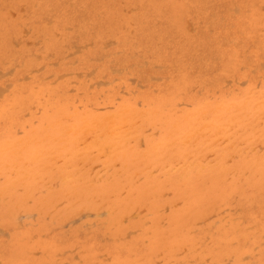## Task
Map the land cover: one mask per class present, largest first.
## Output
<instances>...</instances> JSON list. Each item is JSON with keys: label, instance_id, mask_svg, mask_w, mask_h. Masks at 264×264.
Segmentation results:
<instances>
[{"label": "rangeland", "instance_id": "374dc122", "mask_svg": "<svg viewBox=\"0 0 264 264\" xmlns=\"http://www.w3.org/2000/svg\"><path fill=\"white\" fill-rule=\"evenodd\" d=\"M0 75V264H264V0H0Z\"/></svg>", "mask_w": 264, "mask_h": 264}, {"label": "bare ground", "instance_id": "6f19581e", "mask_svg": "<svg viewBox=\"0 0 264 264\" xmlns=\"http://www.w3.org/2000/svg\"><path fill=\"white\" fill-rule=\"evenodd\" d=\"M21 9H22V8H21ZM235 9H236V8H235ZM20 11H21V10H20ZM234 12H235V10H234ZM235 13H236V12H235ZM12 17H13V15H12ZM187 23H188V22H187ZM187 27H188V24H187ZM188 28H189V27H188ZM188 28H186V29L188 30ZM189 31H190V30H189ZM23 33H24V32H23ZM130 33H131V32H130ZM57 36H58V35H57ZM113 44H114V43H113ZM14 45H15V47H16V44H14ZM34 45H35V44H34ZM105 45H106V46L103 45L104 48L108 47L107 44H105ZM108 45H109V44H108ZM85 48H86V47H85ZM78 51H79V50H78ZM78 51H77V52H78ZM39 58H40V57H37L38 60H39ZM97 61H98V60H97ZM97 61H96V62H97ZM94 62H95V61H94ZM53 66H55V65H53ZM56 66H57V64H56ZM42 69H43V68H42ZM9 70H10V69H9ZM40 71H41V69H40ZM92 72H93V71H92ZM114 73H115V72H114ZM117 73H118V72H117ZM119 73H120V72H119ZM91 74H93V73H91ZM91 74H89L88 76H91ZM1 75H2V74H1ZM1 75H0V76H1ZM5 76H6V74H5ZM77 76H78V75H77ZM63 77H64V75H63ZM78 77H80V74H79ZM86 77H87V76H86ZM60 78H61V77H60ZM24 80H25V79H24ZM152 80H153V79H152ZM155 81H156V80H155ZM235 81H236V80H235ZM235 81H234V82H235ZM133 82H134V81H133ZM226 82H227V81H226ZM105 84H106V83H105ZM242 84H243V83H242ZM103 85H104V84H103ZM99 86H100V85H99ZM6 87L8 88V86H6ZM7 88H6V91H7ZM9 88H10V86H9ZM0 89H1V88H0ZM1 90H2V89H1ZM3 91L6 92L5 90H2V91H0V92L3 93ZM70 92H71V91H70ZM0 95H1V94H0ZM138 106H139V105H138ZM123 107L125 108V106H123ZM219 108H220V107H219ZM123 110H127V112H129V111H128V108H127V109H123ZM123 110L121 111V109H120L119 111H121V113H122ZM127 112H125V115H127V114H126ZM141 113H142V112H141ZM141 113H140V114H141ZM112 115H113V114H112ZM122 115H123V113H122ZM109 116H110V115H109ZM113 116H114V115H113ZM113 116L107 117V119L110 120V118L113 117ZM117 117H118V116H116V119H117ZM125 117H126V116H125ZM125 117H124V118H125ZM128 117H129V116H128ZM134 117L136 118L137 116H134ZM190 118H191V117H190ZM116 119H114V120H116ZM139 119H140V118H139ZM104 120H106V118H104ZM104 120H103V121H104ZM109 120H108V121H109ZM114 120H113L112 124L115 122ZM121 120H123L122 117H121ZM132 120H133V119H132ZM136 120H137V119H136ZM134 121H135V120H134ZM92 122H93V121H92ZM95 122H96V120H94L93 123H95ZM101 122H102V121H101ZM101 122H100V123H101ZM123 122H126V121H123ZM97 123H98V122H97ZM100 123H98V125H99ZM108 123H111V120H110V122H108ZM116 123L119 124L118 122H116ZM126 123H127V122H126ZM126 123H123V125L126 124ZM136 123H137V121L134 122V123H132V125H133V124L136 125ZM84 124H85V123H84ZM91 124H92V123H91ZM95 124H96V123H95ZM127 124H128V123H127ZM205 124H206V123H205ZM104 125H105V123H104ZM108 125H109V124H108ZM110 125H111V124H110ZM110 125H109V126H110ZM121 125H122V124H121ZM83 126H84V128H85V125H83ZM96 126H97V124H96ZM205 126H208V125H205ZM211 126H212V125H211ZM116 127H117V129H118V128H121V127H118V126H116ZM124 127H125V125H124ZM218 127H219V126H218ZM74 128H75V127H74ZM99 128H100V127H99ZM106 128H107V127H106ZM135 128H137V127H135ZM194 128H195V126H194ZM86 129L88 130L89 128H86ZM107 129H110V127H108ZM112 129H114V127H112ZM112 129H111L110 131H111L113 134H114L113 131H115V130L118 131V132H116V134H114V135H115V138L117 139L116 135H119V130H120V129H119V130H117L116 128H115V130H112ZM137 129H138V128H137ZM195 129H196V128H195ZM201 129H202V128H201ZM210 129H211V128H210ZM210 129L207 128V130L211 132ZM218 129H219V128H218ZM90 130H91V129H90ZM104 130H105V129H104ZM129 130H130V129H129ZM131 130H132V129H131ZM205 130H206V129H205ZM70 131H71V130H70ZM70 131H69V132H70ZM85 131H86V130H85ZM85 131H84V132H85ZM108 131H109V130H108ZM108 131L105 130V133L108 132ZM110 131H109V132H110ZM125 131H127V130H124L123 132H125ZM197 131H199V130H197ZM208 131H207V132H208ZM217 131H218V130H217ZM226 131H227V130H226ZM76 132H77V131H76ZM98 132H99V131H98ZM120 132L122 133V131H120ZM134 132H135V131H133L132 133H134ZM136 132H138V130H136ZM139 132H140V131H139ZM139 132H138V133H139ZM205 132H206V131H205ZM210 132H208V133H210ZM227 132H228V131H227ZM82 133H83V132H82ZM102 133H103V132H102ZM121 133H120V135H122ZM196 133H197V132H196ZM208 133H207V134H208ZM237 133H238V131H237ZM67 134H68V133H67ZM67 134H66V135H67ZM128 134H129V133H128ZM130 134H131V133H130ZM227 134H228V133H227ZM256 134H257V133H256ZM111 135H112V134L110 133L109 136H111ZM114 135H112V136H114ZM133 135H134V134H133ZM219 135H220V134H219ZM225 135H226V134H225ZM95 136H96V134H95ZM125 136H127V135H125ZM125 136H124V137H125ZM215 136H216V134H215ZM235 136H236V134H235ZM64 137H65V136H64ZM101 137H102V136H101ZM121 137H122V136H121ZM127 137H128V136H127ZM130 137H131V136H130ZM132 137H133V136H132ZM135 137H136V136H135ZM241 137H242V136H241ZM113 138H114V137H113ZM188 138H189V137H188ZM222 138H223V137H222ZM232 138H233V136H232ZM90 139H91V138H88V139H86L85 141H88V140H90ZM92 139H93V138H92ZM224 139H225V138H224ZM227 139H228V138H226L225 140L227 141ZM44 140H45V139H44ZM100 140H101V139H100ZM141 140H142V138H141ZM219 140H220V139H219ZM225 140H224V141H225ZM235 140H236V139H235ZM235 140H234V142H235ZM31 141H32V140H31ZM54 141H55V140H54ZM78 141H80V140H78ZM90 141H91V140H90ZM216 141H217V140H216ZM226 141H225V142H226ZM230 141H231V140H230ZM27 142H28V141H27ZM185 142H187V141H185ZM234 142H232V143H234ZM16 143H18V142H16ZM141 143H142V142H141ZM187 143H188V142H187ZM232 143H231V144H232ZM25 144H26V143H25ZM73 144H74V143H73ZM82 144H84V143H82ZM91 144H92V143H91ZM95 144H96V143H95ZM213 144H214V143H213ZM221 144H224V143H221ZM226 144H227V143H226ZM226 144H224L225 147H226ZM18 145H19V144H18ZM102 145H103V144H102ZM102 145L99 144V147L101 146L100 148H102ZM105 145H106V144H105ZM111 145H112V144H111ZM232 145H233V144H232ZM232 145H230V146L232 147ZM211 146H212V144H211ZM220 146H222V145H220ZM193 147H194V146H193ZM215 147H216V146H215ZM227 147H228V146H227ZM14 148H15V147H14ZM23 148H24V147H23ZM105 148H108V147H105ZM189 148H190V147H189ZM210 149H211V148H210ZM215 149H216V148H215ZM255 149H256V148H255ZM255 149H254V150H255ZM262 149H263V148H261V150H262ZM5 150H6V149H5ZM105 150H106V149H105ZM211 150H212V149H211ZM213 150H214V149H213ZM254 150H252V151H254ZM17 151H18V150H17ZM20 151H21V150H20ZM107 151H108V149H107ZM202 151H203V150H202ZM245 151H246V150H245ZM12 152H13V151H12ZM105 152H106V151H105ZM91 153H92V152H91ZM94 153H95V152H94ZM222 153H223V152H222ZM233 153H234V152H233ZM236 153H239V151L236 152ZM243 153H244V152H243ZM35 154H36V153H35ZM212 155H214V154H212ZM216 155H218V154H216ZM255 155H257V154H255ZM263 155H264V154H263ZM66 156H69V155H66ZM78 156H80V155H78ZM209 156H210V155H209ZM45 157H46V156H45ZM49 157H50V156H49ZM234 157H235V156H233V158H234ZM41 158H43V157H41ZM55 158H56V157H55ZM55 158H52V160H54ZM235 158H236V157H235ZM254 158H255V157H254ZM36 159H37V158H36ZM39 159H40V157H39ZM47 159H49V158H47ZM93 159H94V158H93ZM199 159H200V158H199ZM256 161H257V160H256ZM33 162H35L34 159H33ZM69 162H70V161H69ZM69 162H68V163H69ZM187 162H188V161H187ZM13 163H14V162H13ZM57 163H58V162H57ZM59 163H61V161H59ZM66 163H67V162H66ZM16 164H17V163H16ZM181 164H182V166H181V165H180V166L183 167V164H184V163H181ZM186 164H187V165L189 164V166L184 165L185 169H187V168L190 167V166L192 167V165H193L194 163H193V164L191 163V165H190V163L188 162V163H186ZM209 164H211V162H210ZM194 165H195V164H194ZM213 165H214V163H213ZM16 166H17V165H16ZM16 166H14V167H16ZM57 166H58V165H57ZM180 166L178 165V167H177V166H176V167H177L178 169H180V168H181ZM202 166H204V165H202ZM8 167H9V165H8ZM96 167H98V166H96ZM186 167H187V168H186ZM17 168H18V166H17ZM17 168H14V171H12V173L15 172ZM58 168H59V167H58ZM173 168H174V167H173ZM202 168H203V167H202ZM207 168H208V166H207ZM209 168H210V167H209ZM211 168H212V167H211ZM27 169H28V168H27ZM44 169H45V168H44ZM84 169H86V166L83 167L82 170H84ZM93 169H95V168H93ZM93 169H92V170H93ZM167 169H168V167H167ZM103 170H105V169H103ZM103 170H102V171H103ZM145 170H147V168H146ZM176 170H177V169H176ZM176 170H175V171H176ZM17 171H18V170H17ZM17 171L15 172V174H17L18 172L22 171V168H21L20 171H18V172H17ZM102 171H101V172H102ZM142 171H143V170H142ZM157 171H158V170H157ZM162 171H163V170H162ZM173 171H174V170H173ZM184 171H185V170H184ZM70 172H72V171H69V173H70ZM92 172H93V171H92ZM155 172H156V171H155ZM12 173H11V174H12ZM22 173H25L24 170H23ZM76 173H77V172H76V170H75V174H76ZM84 173H87V172H84ZM97 173H98V172H97ZM99 173H100V172H99ZM174 173H175V172H174ZM15 174H12V175H15ZM26 174H27V173H25L24 176H26ZM77 174H78V173H77ZM77 174H76V175H77ZM93 174H94V173H93ZM106 174H107V173H106ZM151 174H152V173H151ZM17 175H18V174H17ZM76 175H75V177H76ZM91 175H92V173H91ZM91 175H90V176H91ZM181 175H182V174H181ZM95 176H96V175H95ZM102 176H104V175H102ZM102 176H101V177H102ZM19 177H20V176H19ZM21 177H22V176H21ZM38 177H40V176H38ZM62 177H63V176H62ZM180 177H181V176H180ZM186 177H187V176H186ZM17 178H18V177H17ZM25 178H27V177H25ZM30 178H31V177H30ZM70 178H71V177H70ZM70 178H67V179H70ZM94 178H95V177H94ZM94 178H93V180H94ZM10 179H11V178H10ZM13 179H14V178H13ZM23 179H24V177H23ZM36 179H38V178H36ZM60 179H61V178H60ZM60 179H59L58 181H60ZM67 179H66V180H67ZM98 179H99V178H98ZM15 180H17V179H15ZM15 180H14V181H15ZM21 180H22V179H21ZM63 180H64V179H63ZM108 180H109V179H108ZM94 181H95V180H94ZM5 182H6V181H5ZM16 182H17V181H16ZM16 182H11V184H12V183H16ZM48 182H49V181H48ZM48 182H47V185L49 184ZM62 182H63V181H62ZM92 182H93V181H92ZM57 183H58V182H57ZM63 183H64V182H63ZM63 183H62V185H63ZM65 183H67V182H65ZM65 183H64V184H65ZM69 184H71V183H69ZM91 184H92V183H91ZM36 185H37V184H36ZM44 185H46V184H44ZM44 185H43V186H44ZM47 185H46V186H47ZM8 187H9V186H8ZM12 187H13V186H12ZM44 187H45V186H44ZM49 188H50V187H49ZM11 190H12V189H11ZM20 190H22V189H19V191H20ZM22 191H23V190H22ZM45 192H46V191H45ZM2 193H3V191L1 192V194H2ZM6 193H7V192H6ZM43 193H44V192H43ZM53 194H54V193H53ZM169 194H170V193H169ZM25 196H26V195H25ZM53 201H54V200H53ZM16 206H17V205H16ZM72 206H73V205H72ZM165 209H167V208H165ZM53 211H54V210H53ZM165 211L167 212L168 210H165ZM65 212H66V210H65ZM107 212H109V211H107ZM134 213H135V212H134ZM222 213H223V212H222ZM57 214H58V213H57ZM59 214H60V212H59ZM102 215H103V214H102ZM30 216H31V215H30ZM213 216H214V215H213ZM213 216H212V217H213ZM24 217H25V216H24ZM27 217H28V216H27ZM210 218H211V217H210ZM19 219H20V217L17 218L18 222H19ZM21 219H22V218H21ZM47 219H48V218H47ZM124 219H125V218H124ZM122 222H123V221H122ZM53 223H54V222H53ZM201 223H203V222H201ZM201 223H197V224H201ZM204 223H205V222H204ZM18 224H20V223H18ZM215 224H216V223H215ZM66 226H67V225H66ZM251 228H252V227H251ZM129 233H130V232H129ZM127 235H128V234H127ZM126 237H127V236H126ZM144 242H145V241H144ZM195 245H196V244H195ZM255 248H256V247H255ZM184 251H185V250H184ZM72 252H73V251H72ZM160 255H161V254H160ZM104 256H105V255H104ZM74 258H76V256H75ZM244 258H246V257H244ZM244 258H243V260H244ZM247 258H248V256H247ZM247 258H246V259H247ZM196 260H197V259H196ZM156 264H157V263H156Z\"/></svg>", "mask_w": 264, "mask_h": 264}]
</instances>
